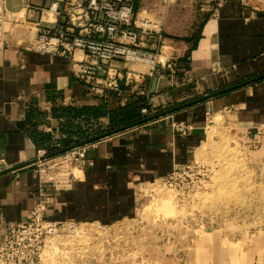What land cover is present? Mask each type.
<instances>
[{"label":"crops","instance_id":"obj_1","mask_svg":"<svg viewBox=\"0 0 264 264\" xmlns=\"http://www.w3.org/2000/svg\"><path fill=\"white\" fill-rule=\"evenodd\" d=\"M29 3L48 6L47 0L6 1L10 17L6 41L0 42V242L7 238L10 224L25 221L39 202V178L27 167L37 149L60 151L94 143L71 188L48 189L46 216L99 227L137 218L143 192L197 158L209 139L208 114L222 115L244 158L264 160V0H226L204 14L201 29L196 25L188 35L190 41L175 43L169 38L162 52L172 59L174 72L122 64L124 72H135L129 86L121 81L123 90L143 91L150 108L141 120L114 129L111 114L125 106L120 99L87 92L69 58L28 49L37 37L39 20V14L27 8ZM142 3L136 2L139 12ZM75 56L82 58L83 53ZM174 122H188L195 129L184 136L173 131ZM196 239V250L213 244L207 232ZM220 240L214 242L217 251L240 263L236 256L244 252ZM246 247L249 255L256 245ZM156 248L161 249L159 244Z\"/></svg>","mask_w":264,"mask_h":264},{"label":"rangeland","instance_id":"obj_2","mask_svg":"<svg viewBox=\"0 0 264 264\" xmlns=\"http://www.w3.org/2000/svg\"><path fill=\"white\" fill-rule=\"evenodd\" d=\"M142 1V16L160 24L167 44L189 38L204 14L225 0ZM221 116L212 115L217 119L208 125L197 164L148 187L137 218L107 227L79 224L51 238L41 264H264V160L241 155ZM203 232L213 244L196 250ZM222 238L244 252L236 256L240 263L217 251L215 239ZM248 243L256 251L246 255Z\"/></svg>","mask_w":264,"mask_h":264},{"label":"built area","instance_id":"obj_3","mask_svg":"<svg viewBox=\"0 0 264 264\" xmlns=\"http://www.w3.org/2000/svg\"><path fill=\"white\" fill-rule=\"evenodd\" d=\"M6 1L0 0V42L6 41L9 16ZM225 1L217 3L215 9L222 7ZM47 2V7L27 4L28 9L39 14L37 37L28 49L42 55L69 58L75 78L85 85L90 94L96 97L113 94L123 105L132 95L143 96V91L131 93L123 90L121 81L124 79L126 86H129L135 72H124L122 64L142 63L150 65L153 72L159 69L174 72L172 59L160 55L163 54L165 41L162 27L141 15L136 8L137 0ZM148 44L151 46L148 47ZM77 51L83 53L82 58H76ZM147 112L148 108L142 110L143 114ZM211 116L208 114V125ZM172 128L184 136L195 129L188 122H174ZM257 134L261 136L262 130ZM259 138L254 145L258 146ZM93 144H75L64 152L37 149L27 167L33 169L39 178V202L25 221L10 224L7 238L0 242V264H41L51 238L75 232L78 223L53 220L46 216L50 206L48 189L71 188L83 170ZM1 163L5 164L4 160ZM196 164L193 160L190 164L178 166L165 179L173 180L177 173L191 170Z\"/></svg>","mask_w":264,"mask_h":264},{"label":"trees","instance_id":"obj_4","mask_svg":"<svg viewBox=\"0 0 264 264\" xmlns=\"http://www.w3.org/2000/svg\"><path fill=\"white\" fill-rule=\"evenodd\" d=\"M136 8L138 9L137 4ZM201 25L199 30L201 29ZM183 40L190 41L191 39L185 38ZM144 108H150L147 98L144 96L132 95L125 106H121L111 114V127L114 129L141 120L144 118L142 113Z\"/></svg>","mask_w":264,"mask_h":264},{"label":"water","instance_id":"obj_5","mask_svg":"<svg viewBox=\"0 0 264 264\" xmlns=\"http://www.w3.org/2000/svg\"><path fill=\"white\" fill-rule=\"evenodd\" d=\"M157 80H158L157 78L154 79L153 92H155V88H156V85H157ZM249 82H252V80H250V81H246V82H243V83L238 84V85H235V86H230V87H228V88H225V89H223V90L217 91V92H215V93H213V94H210V95H206V96H204V97L198 99L196 102H201V101L207 100V99H209V98H213V97L219 96V95H221V94H223V93L229 92V91H231V90H233V89H236V88H238V87H240V86L247 85ZM189 105H190V104H189ZM126 128H128V127H126ZM126 128H125V129H126ZM87 143H89V142H87ZM83 144H85V143H83ZM79 145H81V144H79ZM70 148H71V147L66 148V149H64V150H62V151H60V152H64V151H66V150H68V149H70Z\"/></svg>","mask_w":264,"mask_h":264},{"label":"bare ground","instance_id":"obj_6","mask_svg":"<svg viewBox=\"0 0 264 264\" xmlns=\"http://www.w3.org/2000/svg\"><path fill=\"white\" fill-rule=\"evenodd\" d=\"M145 11V10H144ZM19 13V12H18ZM15 15V14H14ZM20 16H23L24 14H23V12L22 13H20L19 14ZM19 16V17H20ZM10 17V16H9ZM23 18V17H22ZM30 33V32H29ZM31 34V33H30ZM33 35V34H32ZM32 39H33V37H32ZM18 40V39H17ZM215 129V128H214ZM210 131H211V129H210ZM212 132H213V130H212ZM211 133V132H210ZM214 134V133H213ZM210 135V137L212 138V136H211V134H209ZM199 150V149H198ZM204 151H206L207 152V150L205 149ZM199 152V151H198ZM200 153H202L203 154V151H201ZM201 154V155H202ZM230 154V153H229ZM201 155H199L200 157H201ZM219 155V154H218ZM232 155V154H231ZM198 157V156H197ZM231 159V158H230ZM154 184V183H153ZM156 188V187H155ZM46 250H48V248L46 249ZM46 253V252H45ZM45 255V254H44ZM43 258H44V256H43Z\"/></svg>","mask_w":264,"mask_h":264}]
</instances>
